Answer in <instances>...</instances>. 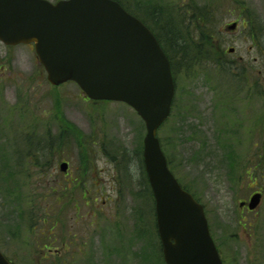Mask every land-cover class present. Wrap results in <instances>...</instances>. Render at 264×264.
Instances as JSON below:
<instances>
[{"label": "rangeland", "instance_id": "374dc122", "mask_svg": "<svg viewBox=\"0 0 264 264\" xmlns=\"http://www.w3.org/2000/svg\"><path fill=\"white\" fill-rule=\"evenodd\" d=\"M123 1L150 23L156 9L180 15L192 41L193 9L212 11L216 28L208 53L197 52L184 66L180 63L171 116L157 137L173 174L204 206L223 264H250L264 229V182L245 175L255 165L264 171V35L259 36L264 0ZM233 22L237 27L229 30ZM145 132L144 122L122 102L89 100L72 82L50 85L32 45L0 42V249L17 264H62L61 253L48 255L42 248L59 251L61 235L77 217L79 231L90 239L71 263L95 264L88 213L106 199L112 203L101 208L103 217L113 210L115 218L99 228L106 226L113 236L108 240L116 255L113 263L162 264L153 198L141 173ZM85 157L89 167L82 162ZM62 161L69 163L75 180L69 187L61 182ZM94 181L98 198L95 203L91 192L87 205L82 196ZM256 191L263 194L259 206L241 209L239 202ZM120 203L123 209L117 208ZM135 206L146 209L140 241L134 239ZM123 216L127 250L118 238Z\"/></svg>", "mask_w": 264, "mask_h": 264}, {"label": "water", "instance_id": "95a60500", "mask_svg": "<svg viewBox=\"0 0 264 264\" xmlns=\"http://www.w3.org/2000/svg\"><path fill=\"white\" fill-rule=\"evenodd\" d=\"M0 41L32 43L52 85L73 81L90 99L132 107L146 128L142 155L165 264H223L202 204L169 170L157 137L175 86L151 30L114 0H0ZM260 201L256 192L239 207L252 211ZM0 264H11L1 252Z\"/></svg>", "mask_w": 264, "mask_h": 264}, {"label": "trees", "instance_id": "16d2710c", "mask_svg": "<svg viewBox=\"0 0 264 264\" xmlns=\"http://www.w3.org/2000/svg\"><path fill=\"white\" fill-rule=\"evenodd\" d=\"M116 1H118L128 12L141 19L155 34L156 38L158 39L165 54L169 59L171 71L174 78L179 73V68L182 69L187 61L189 60L191 61L192 56H194L195 53L200 52L202 55L208 53L207 50L210 47L209 39L213 38L216 28L212 20L211 9L209 10L205 7H195L193 9L191 20L196 24L195 25L196 30L193 36L194 41H192L190 39L191 36H189L190 34L188 29L189 27L185 24V22L183 21L180 15L178 14L171 15L170 11L166 12L164 10L159 11L158 9H156L153 10L152 13H150L149 18L154 20V23L152 22L150 23L146 18L141 17L138 12H135L134 10L129 8L128 5L125 4L123 0H116ZM164 17H166V20L163 19ZM259 31H260L259 36L260 35L263 36L264 24H261L259 26ZM180 63H183L182 67ZM183 70L184 71L188 70L187 65ZM217 107H221V105H218ZM82 162L89 167L90 161L88 157H85L82 160ZM168 163L170 169L172 170L171 163L169 160ZM86 169L88 168H85V171ZM141 169H142L141 173L143 174L144 177L145 173L142 167V163H141ZM245 175L251 181H255L258 179L264 182V171L258 165H255L250 169H248ZM144 182L146 187L148 188L149 186L147 184L146 179ZM180 184L185 190L190 192V190L186 186H184L181 182ZM53 226L54 225H51L50 228L52 229ZM245 227L248 230L252 229L251 224H247ZM249 236L252 238L254 234L249 232ZM262 240L263 242L259 241L261 245H259L258 242L255 241V247L257 251L256 254L254 255V260L251 261L250 264H258L259 261L264 260V229L262 230ZM161 262L162 264H165L163 261Z\"/></svg>", "mask_w": 264, "mask_h": 264}, {"label": "flooded vegetation", "instance_id": "af4514ba", "mask_svg": "<svg viewBox=\"0 0 264 264\" xmlns=\"http://www.w3.org/2000/svg\"><path fill=\"white\" fill-rule=\"evenodd\" d=\"M257 59V58H255ZM61 181V180H60ZM62 183L65 182L67 184V187H69L70 185L75 183L74 178H72V171L68 170L67 172L64 173V179L61 181ZM93 182V181H91ZM83 184V181H82ZM99 185H96V181H94V183H92V186L90 189H87L85 192V197H83L84 199L91 194V192L94 194H98L99 189H98ZM128 191V188L125 189ZM94 199L93 201L96 203L97 201V196L94 195ZM130 196L131 193H130ZM86 198V199H87ZM85 199V204L88 205V201H86ZM109 202V203H107ZM112 203L111 201H107L106 199H102V204L100 206H97V204H95L93 207L95 208L93 211H91V213H88V220L91 226H93V240L94 243L93 245L95 246V248L97 249L96 251V260H95V264H114L112 261V258L116 257L115 253L112 250V247L109 246V242L108 240H112L113 236L111 233H106L107 232V228L106 226L103 225V229L106 231H101L100 230V225L101 222H107V223H111L112 220L115 218V211H111V213H106L107 214V219L105 217H103L104 212L103 207H106L107 204ZM77 202H74V206L77 208ZM68 205H66L67 208ZM79 206V205H78ZM114 205H110L108 208H114ZM125 204L124 203H120L118 205V209L120 208H124ZM134 212L136 213L137 216V221L138 224L135 227V231H134V239L136 241H140L143 239L144 237V229H145V221L143 219V215L144 213H146V209H144V206L142 208H138L135 206ZM130 218V222L132 220V217L129 216ZM119 220V219H118ZM81 220H78V218L76 217L73 222H68L67 224V228H70L69 231H67L66 233H64V235L60 237V250H54L52 251L50 246L48 247V255L50 254H54V253H61L63 258L61 260L62 264H72L71 262L74 261V259L77 257L78 254H82L84 253L85 249L88 248L89 246V239H86L84 235V233H81L78 229V226L80 224ZM127 219L125 216L122 217V219H120V222L122 224V227L119 229L118 232V238H119V242L121 243L122 241H124V246L122 248V250H127L126 246V240H128V242L130 243V240L128 238L127 233H129L127 231L126 225L125 223ZM106 225V224H105ZM109 232V231H108ZM49 240L54 241L55 239H51V236H49ZM1 252L5 255V257L13 264H17L12 258L8 257L7 254H5L2 249H0ZM61 256V255H60Z\"/></svg>", "mask_w": 264, "mask_h": 264}]
</instances>
